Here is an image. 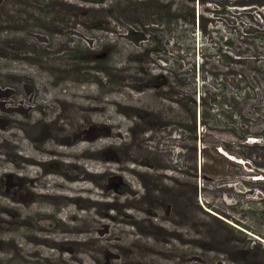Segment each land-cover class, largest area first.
<instances>
[{
    "label": "rangeland",
    "instance_id": "1",
    "mask_svg": "<svg viewBox=\"0 0 264 264\" xmlns=\"http://www.w3.org/2000/svg\"><path fill=\"white\" fill-rule=\"evenodd\" d=\"M162 1L51 0L67 21L48 32L23 28L33 0H0V264H264V171L217 159L204 179V129L180 126L193 63L217 85L242 65L215 43L236 59L245 45L220 14L195 51L181 25L145 55ZM76 43L108 62L72 65Z\"/></svg>",
    "mask_w": 264,
    "mask_h": 264
},
{
    "label": "trees",
    "instance_id": "2",
    "mask_svg": "<svg viewBox=\"0 0 264 264\" xmlns=\"http://www.w3.org/2000/svg\"><path fill=\"white\" fill-rule=\"evenodd\" d=\"M50 1L33 0L35 3H33L32 15L22 23L24 29L29 30L40 25L39 28L42 30L51 32L55 25L67 21L64 17L60 18L55 15L56 11L53 10L54 6ZM158 6L161 11L156 13L154 19L147 23L142 21L141 28L144 35L140 37V40L144 44V54H153L157 51L152 46L163 42L164 36L162 35L161 38V31L169 33L178 31L181 25L187 27L179 28L181 33L178 37L191 40L193 47L189 44L188 49L195 51L197 46L193 43L197 29L202 31V36H205L210 23L215 24L218 20H225L221 19L220 14L225 15L231 21L234 30L238 32L241 43L245 45L244 49L239 47V51L234 52L238 59L226 55L225 51L222 52L220 49V45L231 47L233 45L231 39L224 41V38H220L218 43H215V47L219 48L216 56L225 58L226 66L237 62L242 65L241 70L219 73L224 78L217 85H209L205 80L199 85L196 81L194 62L191 68L193 72L191 82L189 81L192 85L189 83V89L181 93L185 99L186 115L185 124L180 126L192 133L194 139H197L198 125L204 129L200 149L202 158L208 160L201 165L204 179L214 177L219 173L217 159L241 169L243 167L250 169L248 173L260 175L262 171L258 172L256 169L264 171V0H163ZM210 7L213 9L211 10ZM114 8L110 9L109 14L113 18L112 22L119 24L118 18L114 16ZM150 8L154 7L151 5ZM34 22L36 24L32 25ZM149 23L158 24L161 29L158 27L147 29L144 24ZM111 24L108 25L111 26ZM106 30L111 33L115 32L108 27ZM79 43L67 49L68 59L72 65L79 66L87 63L105 65V61L108 62L109 57L102 59L100 58L102 52L94 51L95 45L88 47L85 44L81 47ZM204 48L202 46V57L206 58ZM92 69L102 72L99 68ZM105 70L110 75L107 67ZM208 74L206 71V79ZM228 74L233 76L230 81L227 79ZM212 76L215 77L216 74L212 73ZM160 77L163 78L162 75L157 76V78ZM181 80L184 82L186 79ZM198 111L200 112L199 121ZM257 120L261 122L260 126L255 123ZM210 136L214 140L209 143L205 138H210ZM250 140L254 141L249 143ZM212 149L213 158L209 155ZM216 149L223 152H217ZM244 149L255 152L261 158L260 161L252 159L253 157L248 155ZM253 182L264 191L263 179L258 178Z\"/></svg>",
    "mask_w": 264,
    "mask_h": 264
},
{
    "label": "bare ground",
    "instance_id": "3",
    "mask_svg": "<svg viewBox=\"0 0 264 264\" xmlns=\"http://www.w3.org/2000/svg\"><path fill=\"white\" fill-rule=\"evenodd\" d=\"M35 160H37L36 158H33L32 159V161L34 162ZM32 161H30V162H32ZM208 240V239H207ZM189 242L191 241V240H188ZM210 241V240H209ZM215 241V240H214ZM209 243V242H208Z\"/></svg>",
    "mask_w": 264,
    "mask_h": 264
}]
</instances>
